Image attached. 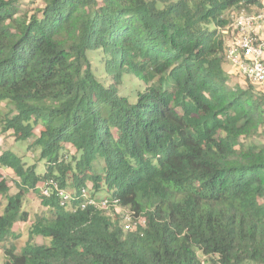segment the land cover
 <instances>
[{"label": "trees", "instance_id": "trees-1", "mask_svg": "<svg viewBox=\"0 0 264 264\" xmlns=\"http://www.w3.org/2000/svg\"><path fill=\"white\" fill-rule=\"evenodd\" d=\"M40 1L0 0V129L46 162L0 151V242L25 193L48 210L1 264H264V91L224 68L226 13L259 0Z\"/></svg>", "mask_w": 264, "mask_h": 264}, {"label": "rangeland", "instance_id": "rangeland-1", "mask_svg": "<svg viewBox=\"0 0 264 264\" xmlns=\"http://www.w3.org/2000/svg\"><path fill=\"white\" fill-rule=\"evenodd\" d=\"M41 1L37 0L35 2H31V0H23L21 5L22 12L30 13L34 8L39 7L41 5ZM235 11H229L226 15L230 16L234 14ZM228 35V34H227ZM227 37V36H226ZM93 66H99V62L93 58L92 59ZM224 68L229 75V84L233 85L235 83L241 84H250L238 71L234 70L230 65L224 63ZM102 78H106L102 76ZM254 88L258 89L259 87L251 84ZM143 84L138 79H136L132 75H126L123 77L122 82L118 86V89L121 94L129 95L131 100L135 99L134 93L138 89H142ZM262 141H264V136L262 137ZM10 150L17 155L21 156L23 162H25V166H34L35 171L37 173H43V170L46 166V162L41 160L38 157V151H34L31 147H27V142L23 140H15L9 132H1L0 129V151L2 150ZM0 172L6 180V184L8 186V194H14L17 191L16 186V177L12 173L9 168L0 167ZM90 185V183H87ZM101 196V195H100ZM6 203V198L0 195V213L3 209V206ZM22 208L26 210L29 214L28 220L25 222H15L12 225V230L8 235L6 241L0 242V264L4 260V248L11 244L15 245L16 250L19 251L20 248L26 243L29 239V225L33 217L37 215H46L47 208L41 204V198L39 191L30 190L25 193L23 198V206ZM117 213L123 214V209L121 207H117ZM31 242L35 243H49V238H43L41 236H32ZM202 260H204L203 256H200ZM205 264H210L205 262Z\"/></svg>", "mask_w": 264, "mask_h": 264}, {"label": "built area", "instance_id": "built-area-1", "mask_svg": "<svg viewBox=\"0 0 264 264\" xmlns=\"http://www.w3.org/2000/svg\"><path fill=\"white\" fill-rule=\"evenodd\" d=\"M224 34L227 36L224 63L230 65L247 81L264 91V0H259V5L251 7L249 10L235 11L231 15L230 24L224 30ZM40 191L45 196L55 192L59 197L60 204L64 206L71 197L52 179L44 181L40 185ZM82 192L88 196L85 189ZM88 203L104 206L105 201L95 202L91 198ZM135 224L129 216H126L123 227L131 229Z\"/></svg>", "mask_w": 264, "mask_h": 264}]
</instances>
